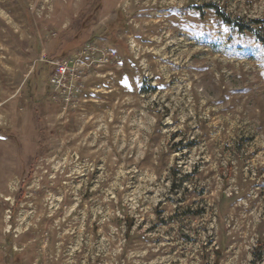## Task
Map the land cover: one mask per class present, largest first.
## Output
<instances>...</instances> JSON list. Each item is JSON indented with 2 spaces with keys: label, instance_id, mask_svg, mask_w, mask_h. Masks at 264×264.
Wrapping results in <instances>:
<instances>
[{
  "label": "rangeland",
  "instance_id": "1",
  "mask_svg": "<svg viewBox=\"0 0 264 264\" xmlns=\"http://www.w3.org/2000/svg\"><path fill=\"white\" fill-rule=\"evenodd\" d=\"M0 264H264V0H0Z\"/></svg>",
  "mask_w": 264,
  "mask_h": 264
},
{
  "label": "built area",
  "instance_id": "2",
  "mask_svg": "<svg viewBox=\"0 0 264 264\" xmlns=\"http://www.w3.org/2000/svg\"><path fill=\"white\" fill-rule=\"evenodd\" d=\"M53 64L57 66V74L55 75L54 78H52L51 82H55L56 84H59L63 76L68 74V65L66 61H56L53 62Z\"/></svg>",
  "mask_w": 264,
  "mask_h": 264
},
{
  "label": "trees",
  "instance_id": "3",
  "mask_svg": "<svg viewBox=\"0 0 264 264\" xmlns=\"http://www.w3.org/2000/svg\"><path fill=\"white\" fill-rule=\"evenodd\" d=\"M228 23H230L232 26H234V25H237V24H235V23H231L229 20H226ZM239 29L242 31L243 29H245V28H243L242 26H239Z\"/></svg>",
  "mask_w": 264,
  "mask_h": 264
}]
</instances>
